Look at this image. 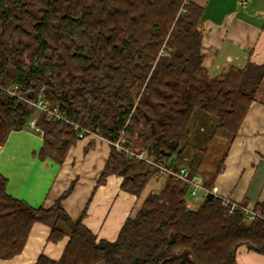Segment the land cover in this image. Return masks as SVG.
Listing matches in <instances>:
<instances>
[{
    "label": "trees",
    "instance_id": "trees-1",
    "mask_svg": "<svg viewBox=\"0 0 264 264\" xmlns=\"http://www.w3.org/2000/svg\"><path fill=\"white\" fill-rule=\"evenodd\" d=\"M184 1L0 0V145L29 127L36 111L24 99L42 94L67 120L38 116L40 156L62 162L78 139L77 123L111 142L103 177L118 174L123 189L141 195L160 173L116 142L156 161L179 157L196 108L217 118L214 134L234 138L264 64L210 74L202 66L204 8ZM14 87V96L5 91ZM6 185L0 173V259L22 252L36 222L52 227L54 241L64 228L70 236L59 260L41 255L36 264H234L233 248L242 244L264 254V204L253 221L212 197L193 209L188 184L170 175L115 241L97 239L60 200L37 208Z\"/></svg>",
    "mask_w": 264,
    "mask_h": 264
},
{
    "label": "crops",
    "instance_id": "crops-1",
    "mask_svg": "<svg viewBox=\"0 0 264 264\" xmlns=\"http://www.w3.org/2000/svg\"><path fill=\"white\" fill-rule=\"evenodd\" d=\"M190 1L204 8L201 53L205 70L218 75L230 66L264 64V0H249L246 5L240 0ZM216 124L213 114L196 108L182 152L168 159L169 166L188 168L216 185L221 195L261 213L256 207L264 204V77L234 138L214 134ZM44 140L41 130L25 127L12 131L0 145V173L7 178V192L37 208L50 209L60 200L66 213L80 218L97 239L117 240L144 198L160 192L166 182V174L154 175L141 195H135L122 188V176L103 177L112 152L107 140L95 134L78 138L62 162L40 156ZM215 141L220 154L208 160ZM197 198L205 199L202 194ZM197 198L188 194L187 206L198 208L203 200L198 203ZM62 230L63 236L54 241L50 225L34 223L22 252L0 259V264H36L41 255L59 260L70 239L67 230ZM234 264H264V254L242 244L236 249Z\"/></svg>",
    "mask_w": 264,
    "mask_h": 264
},
{
    "label": "built area",
    "instance_id": "built-area-1",
    "mask_svg": "<svg viewBox=\"0 0 264 264\" xmlns=\"http://www.w3.org/2000/svg\"><path fill=\"white\" fill-rule=\"evenodd\" d=\"M187 1L188 0H185L184 3H186ZM248 1L249 0H240V3L246 5ZM17 89L18 87H14L13 89L12 88L6 89L5 91L14 96L16 95ZM24 100L30 106L34 107L36 111V115L29 122V127L35 128L37 130H41L37 125V119L38 116L42 113L46 114L49 118H54L55 120H67V118L61 112L60 107L58 105H54V106L49 105L43 99L42 94L38 95L37 98L34 99L26 98ZM73 124L75 128L79 131L78 138H84L86 135L89 134L98 135L95 132H90L89 130L84 129L82 126H80L77 123H73ZM101 138L105 139L104 137ZM107 141L111 143L109 140ZM115 145L119 150H125L129 152L131 155L137 157L138 159L146 161L148 164L151 165L153 169L156 170L157 173H164L166 175L173 176L174 178L179 179L184 183L188 184L190 196L199 197L202 194L204 198L212 197L213 200H219L222 206L227 210L228 214H233L234 212L240 210L243 212L245 218L248 221H253L259 216H261V213L259 211L244 206L229 197L221 195L216 185L210 184L209 182L204 180L201 175L192 174L189 171V169L186 167L174 169L172 166H169L168 160L156 161L155 159L148 157L145 154V152L129 151V149L122 147L119 144V142H116ZM188 206L190 207L189 203Z\"/></svg>",
    "mask_w": 264,
    "mask_h": 264
},
{
    "label": "rangeland",
    "instance_id": "rangeland-1",
    "mask_svg": "<svg viewBox=\"0 0 264 264\" xmlns=\"http://www.w3.org/2000/svg\"><path fill=\"white\" fill-rule=\"evenodd\" d=\"M220 147V144L218 143V141H215V143H213V145H212V150H210L209 151V153H208V155H207V159L208 160H214V159H216V157L220 154V150H218V148ZM207 160V161H208ZM193 197V196H192ZM197 198V197H196ZM202 198L200 199V198H197V202L198 203H201L202 202ZM196 202V203H197ZM195 203V202H194ZM194 205V204H193ZM198 205V204H197ZM200 206V205H199ZM198 206V207H199ZM192 207V206H191ZM193 209H196L195 207H193Z\"/></svg>",
    "mask_w": 264,
    "mask_h": 264
},
{
    "label": "water",
    "instance_id": "water-1",
    "mask_svg": "<svg viewBox=\"0 0 264 264\" xmlns=\"http://www.w3.org/2000/svg\"><path fill=\"white\" fill-rule=\"evenodd\" d=\"M236 249H237V247L235 246V247L233 248V258L235 257ZM197 264H198V263H197Z\"/></svg>",
    "mask_w": 264,
    "mask_h": 264
}]
</instances>
